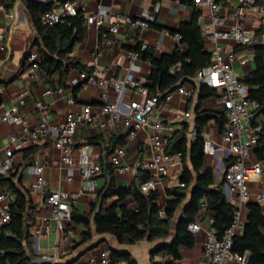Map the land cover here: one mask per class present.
<instances>
[{
	"label": "crops",
	"instance_id": "crops-1",
	"mask_svg": "<svg viewBox=\"0 0 264 264\" xmlns=\"http://www.w3.org/2000/svg\"><path fill=\"white\" fill-rule=\"evenodd\" d=\"M29 1L42 4L50 3L53 5V9L62 5L58 2L59 0H0V159L4 157L7 138L20 132L18 126L2 121V114L15 105L21 93H25V105L20 110L21 116L26 120L30 131H34L42 119L46 121L49 127L58 128L67 114L78 113L84 106L91 108L94 124L81 127L77 131L74 138L73 156L77 157L80 148L88 147L93 161L100 164L101 172L95 177V185L91 191L85 190V180L78 171L73 172L72 181L68 183L67 168L60 163V154L52 145L55 139V136L52 135L45 136L37 141H30L21 149L13 150L12 167L9 173L4 176H12L13 182L27 193L30 204L35 208L36 215L35 223L29 230L32 239L31 247L30 249L26 248V253L34 259V262H39L40 256H46L51 260V264H82L89 260L97 262L100 253L107 251L109 255L111 252L129 254L137 264H152L153 260H160V257L152 258L151 253L159 246L168 244L170 240L142 241L133 245H119L110 235H94L89 243L78 245L84 227L76 224H72L69 231L64 233L53 231L48 237L40 238L36 242L32 236L34 226L43 227L44 223L51 219L49 210L44 203V199L50 191L80 194V197L72 203L71 211L89 214L91 204L108 182L106 167L109 157L118 149L123 148L125 155L121 160L122 164L149 162L150 154L147 150V142L154 134V130L151 127L141 128L137 132L136 138L128 141L121 122L119 120L112 121L102 113L103 104L100 98L104 89L88 85L79 87L74 92L77 86H70L69 84L78 77L80 74L78 71L70 72L66 79V88L60 86L57 74L52 76L49 83L37 76V72L35 74L31 73L28 57L31 54H37L35 43L39 42V36L26 9V4ZM192 1L194 5L184 4L179 0H85L89 11H95L101 5L109 8L112 20L117 15L135 18L144 12L151 13L154 16V26H150L149 29L144 31H134L121 24L118 34L111 38L112 45L109 48L104 47L102 44L103 38H109L108 25H105L98 34L84 27L83 40L74 47L71 56L90 69L92 73L95 71L93 53L97 52V75L105 80L110 78L122 80L127 75L125 67L128 59L131 54L135 53L134 49L138 46L141 47V50L145 46L157 57L170 55L176 49L184 52L185 47L180 43L177 31L182 24L191 22L194 9L199 11L197 22L204 39V52L211 54L215 48V43L208 39L210 12L205 6L204 0ZM218 3L222 8L220 16L224 23L222 27L217 28L218 31L227 30L232 25L240 24L252 37L259 36L261 30L260 18L255 6L241 4L240 0H218ZM8 5L10 6L8 7ZM156 6H159L157 13H155ZM239 8H243L242 15L237 13ZM8 15H12L13 18L6 22L5 18ZM218 45L224 55L235 54L236 59L232 62L231 67L233 73L240 80L253 71V52L250 49L236 46L231 40L219 41ZM152 69V66L143 61L139 55L130 75L135 80L142 82L147 88L150 84L148 75ZM194 79L192 82L182 85L185 90H193L190 97L178 94L175 90L172 92L173 97L170 102L161 101L154 107L151 118L152 120H162L168 142L184 123L188 124L189 133L194 131L196 110L209 113L217 118L221 114L226 117L225 108L217 97L199 100L200 86L195 83ZM59 88L62 89L60 94L56 91ZM48 90H52L53 94L50 96L45 95ZM106 91L109 96V103L119 102L121 110L125 106L141 100L134 91L129 89L123 92L120 101H118V95L114 90L107 89ZM70 101L73 103H70ZM38 105L42 107L39 108ZM185 114H189V118H185ZM226 122L221 129L217 120L215 118L211 119L202 128L201 133L210 140L220 142L225 131ZM101 124H104V127H101ZM122 135H124L122 145L116 144L111 154L108 155L107 150H111L112 143L116 142ZM31 148H35V153H32ZM25 155L28 156L26 161L23 160ZM181 161L171 168V172L179 171L181 173ZM186 162L188 164V159H186ZM248 162L249 164L262 163V173L259 178L252 181L253 188L250 189L251 192L264 191V159L259 161L256 158L254 149ZM33 166H40L43 169L45 185L44 192L40 195L32 192L34 176L28 172V168ZM204 168L213 169L216 181L219 180L221 174L218 179L216 178L218 160L205 156ZM113 176L116 187L121 188L130 187L136 178V176L133 177L127 173L117 174L115 170ZM167 190L164 181L157 187L156 193L161 207L165 206L167 201ZM0 191L5 196V201L0 206L7 205L9 208L14 197L6 188H0ZM224 194L226 196L225 191ZM113 202L114 200L108 201L106 207ZM261 212L264 215L262 210ZM212 219L213 214L211 212L204 209L200 211L195 223L200 225L201 230L194 235L195 246L192 249L181 247L179 249L181 259L177 264H208L203 255V248L212 230ZM246 219L247 208L245 207L242 208L243 227ZM0 227L2 226L0 225ZM117 264L125 263L120 262ZM228 264L235 263L230 261Z\"/></svg>",
	"mask_w": 264,
	"mask_h": 264
},
{
	"label": "built area",
	"instance_id": "built-area-1",
	"mask_svg": "<svg viewBox=\"0 0 264 264\" xmlns=\"http://www.w3.org/2000/svg\"><path fill=\"white\" fill-rule=\"evenodd\" d=\"M241 4L255 6L260 18V35L256 38L244 30L240 24H235L227 30H217L223 26L221 18L222 8L218 0H204L205 6L210 12V23L208 25V39L215 43L211 55L210 64L196 73L195 83L199 86H205L212 89L217 94V99L224 106L226 111L227 122L225 131L220 142H215L204 136L203 148L205 156L218 160V172L222 174L224 180V191L228 201L235 206L234 219L232 225L220 239L214 235L211 230L208 240L203 248V255L208 264H228L233 261L235 264H248L249 254L245 252L242 255L232 253L233 240L243 229L242 224V208L249 203L256 204L264 213V191L254 195L247 187V183L259 178L262 173V163L255 162L245 164V160H249L251 152L256 147L257 133L260 130L259 125L254 120V112L258 105L247 100L248 88L233 73L231 64L236 59L235 54L230 53L227 56L223 54L219 41L231 40L236 46L247 47L249 45L264 46V0H240ZM159 10V6L155 7V13ZM81 12L85 20V28L95 31L96 34L108 25L109 38H103V46L109 48L112 45V37L119 32L121 24L128 26L134 31H144L150 28L154 23V16L151 13L144 12L139 17L131 18L128 16L117 15L111 17L109 8L98 6L95 11H89L85 0H70L62 4L56 9L44 13L40 17V25L45 28H52L58 24H63L66 18L74 17ZM239 15L243 14V8H239ZM13 18L12 15L6 16L8 22ZM146 49L145 46L142 50ZM97 52L93 53L94 68L90 74L80 73L78 77L72 81L70 86H97L104 89L101 95L103 104L102 113L108 116L112 121L119 120L126 132V139L132 141L136 138L137 132L141 128L151 127L154 134L148 139L147 150L150 154L149 162H136L132 164H122L121 160L125 155L123 148L118 149L109 157V163L117 174H130L135 177L139 172H146L150 179L141 184L140 190L143 193L156 192L158 185L164 181L167 188L183 189L184 185L180 182L179 171L171 172V168L180 162L182 156L180 153L168 154L166 152L168 146V136L165 135L166 129L162 125L161 119L152 120L151 115L154 107L158 105L162 99L161 95L149 96L145 85L135 80L130 72L134 68V64L139 58V54L133 53L128 59L125 71L127 75L122 80L103 79L97 75ZM39 56L34 53L28 57V63L32 74L38 70ZM180 70V65L173 67L174 72ZM35 76V75H33ZM107 89L114 90L120 101L123 92L126 89L134 91L140 98V101L125 106L123 110L119 107V102L109 103ZM62 93V89L56 90ZM176 93L190 97L193 90H185L183 87L176 89ZM53 94L52 90L45 92V95ZM173 94L167 95L161 101L170 102ZM70 103H73L70 101ZM25 105V93H21L17 102L6 112L2 114V121L20 128L17 135H10L6 140V148L4 157L0 159V176L9 173L12 167L13 150L21 149L30 143L37 141L45 136H55L53 147L60 154V163L67 168L70 183L73 178V172L78 171L85 180V190L91 191L95 185V177L100 174L101 166L93 161L88 147L79 149L77 157L73 156L74 138L77 131L84 126L94 124L91 114V108L84 106L78 113H69L66 115L63 123L58 128L49 127L44 119H42L34 131L28 129L26 120L21 116V108ZM41 108V105H38ZM185 118H189V114H185ZM104 127V124H101ZM171 130V129H169ZM197 137L196 131L189 133L188 138L193 142ZM251 150V152H250ZM229 159L231 162L224 167L223 160ZM28 172L34 176L32 192L35 194H43L45 180L43 178V169L40 166L28 168ZM80 194L66 191H50L49 195L44 199L45 206L48 208L51 219L46 221L43 227H33L32 236L35 242L40 238L48 237L53 231L64 233L69 231L71 227V205ZM235 198V199H234ZM235 200V201H234ZM5 201V196L0 191V204ZM235 202V203H234ZM164 213L160 212L159 216L163 217ZM10 221L8 206H0V225H7ZM188 231L196 235L200 232V225L191 223L188 225ZM64 253L62 252V255ZM39 262L51 264V260L46 256H40ZM82 264H110V255L107 251L100 253L97 262L89 260Z\"/></svg>",
	"mask_w": 264,
	"mask_h": 264
},
{
	"label": "trees",
	"instance_id": "trees-1",
	"mask_svg": "<svg viewBox=\"0 0 264 264\" xmlns=\"http://www.w3.org/2000/svg\"><path fill=\"white\" fill-rule=\"evenodd\" d=\"M67 1L70 0L58 2L64 4ZM179 1L194 5L192 0ZM26 9L39 36V42L35 43L39 56L37 76L49 82L52 76L57 74L60 86L66 88V79L70 72L90 74V69L71 56L74 47L81 43L84 37L83 14L78 12L76 16L66 18L63 24L45 28L40 25V17L53 10V5L29 1ZM198 15L199 11L194 9L191 22L182 24L177 31L180 43L185 47L184 52L176 49L170 55L157 57L147 48L141 50L138 46L134 49V52L153 68L148 75L149 96L161 95L164 99L184 83L192 82L196 73L210 64L211 54L204 52V39L197 22ZM151 26H154V23ZM247 48L253 52L254 69L241 82L248 88L247 100L258 105L254 112V120L260 127L255 155L261 161L264 159V46L253 44ZM178 64L180 70L173 72L172 68ZM79 87L82 86L78 85L74 92ZM208 97L217 95L214 90L200 86L199 100ZM195 114V140H188V124L184 123L173 134L166 149L168 154L180 153L182 156L180 182L184 188L168 189L167 201L165 206L161 207L156 192L143 193L140 190L141 184L150 179L149 174L139 172L130 187H116L114 170L108 162V182L91 204V212L85 214L71 211V224L84 227L78 245L89 243L94 235H110L119 245L170 240L168 244L159 246L151 253L152 258L160 257V260H153L152 264H177L181 259L179 249H192L195 246V236L187 228L189 224L195 223L203 209L213 214L211 228L215 237L220 239L223 236L232 225L235 206L224 194L222 174L216 181L213 169L204 168L205 151L200 134L207 122L214 118L222 129L226 117L221 114L217 118L199 110H196ZM123 139L124 135L113 142L107 154H111L116 144L122 145ZM31 149L32 153H35V148ZM27 159L28 156L25 155L23 160ZM230 162L229 159L223 160L224 167ZM0 188L8 189L14 197L8 208L10 221L0 227V264H47L34 262L26 253V248L30 249L32 240L29 230L36 219L35 208L30 204L27 193L13 182L12 176H0ZM110 200L114 202L106 207ZM246 208V223L242 233L233 240L232 253L242 255L247 252L248 264H264V215L256 204L249 203ZM160 212L164 213L163 217L159 216ZM120 262L137 264L129 254L111 252L110 264Z\"/></svg>",
	"mask_w": 264,
	"mask_h": 264
},
{
	"label": "rangeland",
	"instance_id": "rangeland-1",
	"mask_svg": "<svg viewBox=\"0 0 264 264\" xmlns=\"http://www.w3.org/2000/svg\"><path fill=\"white\" fill-rule=\"evenodd\" d=\"M250 152H251V150H250ZM251 154H252V152H251ZM245 164H249V162H248V160L246 159L245 160ZM247 187L249 188V189H252L253 188V182L252 181H250V182H248L247 183ZM257 193H259L258 191H254L253 193H252V199H254L253 197H254V195L255 194H257Z\"/></svg>",
	"mask_w": 264,
	"mask_h": 264
},
{
	"label": "water",
	"instance_id": "water-1",
	"mask_svg": "<svg viewBox=\"0 0 264 264\" xmlns=\"http://www.w3.org/2000/svg\"><path fill=\"white\" fill-rule=\"evenodd\" d=\"M220 175V172H217L216 178L218 179Z\"/></svg>",
	"mask_w": 264,
	"mask_h": 264
}]
</instances>
